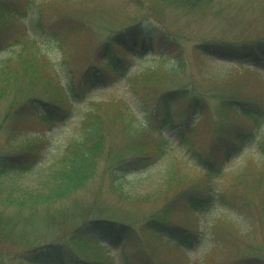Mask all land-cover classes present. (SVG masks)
<instances>
[{
    "label": "trees",
    "instance_id": "16d2710c",
    "mask_svg": "<svg viewBox=\"0 0 264 264\" xmlns=\"http://www.w3.org/2000/svg\"><path fill=\"white\" fill-rule=\"evenodd\" d=\"M211 1L164 4L201 11L207 6L204 2ZM242 1L254 6L255 13L264 8V0H226L230 12L237 13ZM38 6L35 0H0V23L7 28L20 23L25 30L18 51L0 62V264H171L166 254L159 259L160 248L190 247L188 236L194 232L170 221L176 208L188 216L220 202L240 208L247 218L253 214L264 224V192L259 188L264 185V90L253 87L260 76L253 74L254 79L248 80L234 73V64L220 70L206 64L213 55L264 57V27L244 20L235 24L231 17L217 23L214 14L216 26H234L238 37L199 39L187 49L183 42L189 36L166 25L128 21L113 27L102 15L98 20L93 15L67 16L70 25L59 28L56 36L75 29L96 36L79 89L123 81L133 100L110 98L80 107L72 101L78 96L75 88L63 82L50 55L52 48L39 38L43 32L39 13L28 15V9L38 12ZM29 24L38 36L28 32ZM54 54L61 55L57 49ZM235 65L240 70L241 64ZM26 118L42 127L66 120L70 132L57 154H51L53 146L46 151L42 145L5 147L28 131ZM164 128L175 129L176 142ZM247 140L254 143L252 154L238 169L224 170L229 153ZM212 145L226 148L213 162L216 169H204L199 166L207 163L202 153ZM169 158L162 162L163 188L143 193L146 198H163L164 205L140 226L123 215V206H113L103 197L98 175L137 173ZM192 161L196 167H191ZM218 174L225 177L214 180ZM24 175H35L34 184L18 183ZM14 178L15 185L9 188L6 181ZM171 189L175 193L168 197ZM79 190L89 198L73 199ZM212 232L208 253L213 254L207 253L203 264L224 260V264H264V240L248 244L223 240L222 233Z\"/></svg>",
    "mask_w": 264,
    "mask_h": 264
},
{
    "label": "rangeland",
    "instance_id": "374dc122",
    "mask_svg": "<svg viewBox=\"0 0 264 264\" xmlns=\"http://www.w3.org/2000/svg\"><path fill=\"white\" fill-rule=\"evenodd\" d=\"M181 1L183 2L184 0ZM35 2L36 4L39 3L38 12L34 9L35 7L32 9L30 8L28 9V15L29 17L32 15L34 17L39 13V21L44 28L39 27L40 30H43L39 38L46 40L49 47L52 48L53 52L50 51V55L51 57L53 56L54 60L57 62L63 82L66 83V81H68V84L75 88L76 94L82 96L80 97L82 99H78V96H74L75 99H72V101H76L80 107L88 106L91 103L90 101H106L110 98H124L125 100H129L130 103H132L133 100L123 81L113 84H98L96 87L88 90L79 89L78 84L80 75L91 61L93 49L95 48L96 36L87 31L80 33L78 29H75L72 34L66 33L60 37L56 36V31H59V28L65 29L70 25V19H68L67 16L75 14L83 19H89V16L93 15L98 20L102 15L109 22V25L113 27H116L119 23L128 21L141 22L143 25H166L170 27V31L172 32L177 34L182 32L189 36V38L183 42L184 48L187 49L199 39H228L231 37H238L235 34L236 32H234L236 31L234 26L232 28H224L222 25V27L216 26L213 20L215 19L213 17L215 15L217 23L218 21H225L222 17L226 19L231 17L232 22L237 21L235 24H242L244 20V22L246 21L249 24L254 22L261 29L264 27V8L261 9L262 11L260 10V13H255V7L253 6V8H251L252 5L247 7L245 1L241 2V7L238 8V11L235 10L237 13L230 12L226 0H212L209 4L204 2L207 6L201 9V11H198L199 9L197 8L194 9V11H186L181 7H175L173 5V7L166 6L164 2H167V0H35ZM88 30L90 32V29ZM24 31L23 25L20 23L15 27L9 28L0 23V62L7 58H11V56L18 51L19 46H21L25 40ZM28 32L38 36V31L30 24ZM239 32L238 30V33ZM47 34L51 35V37L47 36ZM55 49L61 54L60 57L54 54ZM131 56H133V54ZM150 58L149 56L144 60H150ZM232 58L233 57L226 58V56L219 57L218 55H213V57L206 59V64L209 67L212 66L215 70H220L218 68L234 64L232 69H237L234 73H236L238 77L248 80L254 79L253 74H258L260 75V80H255L253 82V87L258 90H264V59L253 56L249 59L244 58L239 61L238 59ZM237 63L238 65L241 64L239 65L240 70H238L237 65H235ZM242 64L246 65V67L242 66ZM150 65L152 64L148 66ZM242 68L247 71L243 72ZM204 69L205 67L202 68L203 72H205ZM198 79H204V77H198ZM233 79L234 78H232V80ZM134 105L136 109L141 111L138 102L134 103ZM34 106L37 107V105ZM178 110L179 109H176L175 112H178ZM195 118L196 115H193V119ZM26 120L28 131L21 135L20 139L14 141V143H10V145L6 143L5 147L10 149H33L37 148L39 145L41 147L42 145V147L39 148L46 151L50 146H53L54 150L51 154H57L60 151L57 147L63 144L70 132V127L65 122L66 120L57 124L49 123L43 127L41 125L42 123L35 119L30 118L28 120L26 118ZM164 133L167 137L176 142L177 133L175 129L168 130L164 128ZM43 139L49 141L41 143ZM204 139L206 140L208 137ZM176 146H178L177 143L175 147ZM176 148L178 149V147ZM225 148L226 145H212L211 148L203 150L202 157L206 159L207 163L205 165L199 164V166H202L204 169H216L217 166L213 164V162L223 157L222 154ZM253 149V141L249 142L247 140L245 145L243 144L242 147L238 146L236 150L229 153V157L225 161L230 163L224 170L238 169L244 164L246 158L252 154ZM169 161L170 158L167 160H159L156 164L141 168L137 173L131 172L125 175H108L106 173L102 178L101 175H98L97 180L102 183L104 189L103 197L105 199L107 198L113 206H123L125 209L123 215L127 219L131 218L130 221L135 226H140L143 221L148 219L146 218L147 216L164 205L163 198H146L143 196V193L151 188L156 192L163 188L165 181L162 182L161 176L164 170L162 162L165 164ZM191 167H196L195 162H191ZM34 176L35 175H24V177L18 178L17 182L21 184H34ZM219 176L218 174L213 177L214 180H220L223 176L225 177V174H223L222 177ZM15 182L16 178L12 181L7 180L6 184L9 188H12ZM185 187L184 185L182 188ZM259 188L261 192H264V185ZM173 193H175V189H171L168 192V197ZM83 194L84 191L79 190L77 196L73 199L79 200L78 198H89L87 194ZM156 200L158 201L155 202ZM66 202L69 203L70 200L66 199ZM235 204H237V202ZM205 207H210V209L199 213L198 211L192 210L197 213H188V216L182 213L181 208H176L177 212L169 219L172 223L178 222L179 224L188 226L187 230H194V232L188 236L191 240V246L187 250L178 245L172 248L173 244H170L169 248L162 247L159 253L160 260H162L161 258L166 254L169 261H172L171 264H186L187 259L190 260V264H203L208 250L213 244L210 231L222 233L219 236L221 239L233 240L235 238V240H243L248 244L259 241L263 242V221L253 214H250L247 218L242 214L240 208H236L235 210L220 202ZM258 208L262 209V206L259 204ZM117 214L120 217L123 216L119 212H117ZM186 251L189 252L186 253ZM211 254L213 253H208L209 256ZM224 263L225 260L223 264Z\"/></svg>",
    "mask_w": 264,
    "mask_h": 264
}]
</instances>
